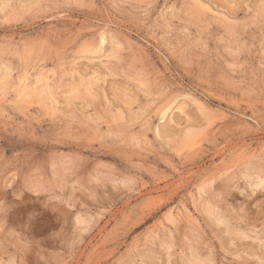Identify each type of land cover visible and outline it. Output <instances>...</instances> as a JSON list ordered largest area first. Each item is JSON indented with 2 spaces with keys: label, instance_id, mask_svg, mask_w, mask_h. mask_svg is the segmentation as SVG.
I'll use <instances>...</instances> for the list:
<instances>
[{
  "label": "rangeland",
  "instance_id": "374dc122",
  "mask_svg": "<svg viewBox=\"0 0 264 264\" xmlns=\"http://www.w3.org/2000/svg\"><path fill=\"white\" fill-rule=\"evenodd\" d=\"M0 264H264V0H0Z\"/></svg>",
  "mask_w": 264,
  "mask_h": 264
}]
</instances>
